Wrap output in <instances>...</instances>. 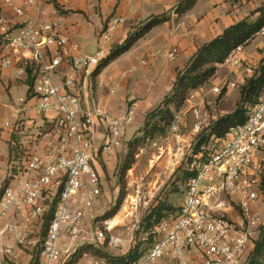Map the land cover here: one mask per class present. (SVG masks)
Returning a JSON list of instances; mask_svg holds the SVG:
<instances>
[{"label":"built area","instance_id":"1","mask_svg":"<svg viewBox=\"0 0 264 264\" xmlns=\"http://www.w3.org/2000/svg\"><path fill=\"white\" fill-rule=\"evenodd\" d=\"M0 1L15 17H24V10L14 0ZM20 2L34 6L48 0ZM123 22L118 18L109 21L97 36L93 56L67 60L69 70L58 86L55 79L64 62L60 50L69 40L55 33L52 24L17 27L13 19L0 15V49L7 55L3 65L11 67L13 58H19L27 68L36 67L30 96L38 101L40 114L55 116L52 124L56 129L55 135L40 134L50 139L43 154L12 144L9 185L0 199V264L19 259L17 246L37 247L40 241L29 242L28 238L38 233L53 210V220L40 243L39 264H71L82 247L98 248L105 243L107 231L97 227L93 217L102 183L94 165L103 154L122 147L136 110L131 103L123 116L116 117L103 105L85 109L78 79H93L96 69L111 54L114 34ZM257 39L264 41V29L256 34ZM245 48L234 50L224 66L239 70ZM27 51L32 53L33 63L24 61ZM177 57L175 48L168 53L171 62ZM141 65L148 62L144 60ZM246 72L248 78L254 70L248 67ZM239 85L237 80H224L213 91L222 94L223 89L233 91ZM95 121L106 139L102 149L94 142ZM7 126L15 132L20 130L19 124ZM210 151L207 162L192 165L190 171L195 177L176 216L159 224L143 256L128 264H247L253 241L264 227L260 208L264 207V92L246 123L232 128L225 140L212 144ZM228 205L238 210L236 219L227 217ZM84 257L86 264H111L106 259Z\"/></svg>","mask_w":264,"mask_h":264},{"label":"crops","instance_id":"2","mask_svg":"<svg viewBox=\"0 0 264 264\" xmlns=\"http://www.w3.org/2000/svg\"><path fill=\"white\" fill-rule=\"evenodd\" d=\"M14 1L24 10V17H15L1 1L0 15L6 19H13L18 24L17 27L25 24L43 28L52 24L56 28L55 33L69 40V43L60 50L64 62L59 69V76L55 79L58 86L62 85V75L69 70L67 60L93 56L96 53L97 36L111 19L118 18L124 21L114 34L111 44L113 50L122 46L138 25L152 16L169 14L179 2V0H56L59 6L57 9L53 3L25 6L20 0ZM199 3L185 17L172 18L170 22L155 28L140 40L131 52L113 62L97 77L93 76L91 81L84 76L78 79L80 80L78 93L83 99V107L87 110L99 104L106 106L114 116L121 117L131 103L135 105V119L125 131L122 147L113 153L103 154L100 162L94 165L101 179L105 175L102 164L112 166L117 162L118 155L126 151L124 148L126 142L131 140L130 134L139 131L147 114L157 109L170 94L178 73L185 69L197 50L234 25L230 24L223 28L220 22L215 23V19L190 24L189 16ZM217 31V34H213ZM75 46L78 48L75 49ZM174 48L178 50V57L176 61L171 62L168 53ZM6 56L0 49V188L9 179L13 143L27 152L43 154L50 139L47 140L40 134H56L52 124L55 116L40 114L37 109L38 101L30 96L27 67L19 62V58H13L12 66L5 67L3 61ZM23 56L26 63H33L31 52H24ZM244 58L245 55L243 60ZM144 60L148 62L147 66L141 65ZM21 99H25L26 102L21 104ZM5 120L7 122L3 124ZM7 123L19 124L20 130L15 132ZM95 123L94 142L97 148L102 149L106 139L101 126L97 121ZM18 256L21 261L19 254Z\"/></svg>","mask_w":264,"mask_h":264},{"label":"rangeland","instance_id":"3","mask_svg":"<svg viewBox=\"0 0 264 264\" xmlns=\"http://www.w3.org/2000/svg\"><path fill=\"white\" fill-rule=\"evenodd\" d=\"M50 3L51 0H48L46 5ZM261 7H264V0H201L196 10L190 14L189 21L190 24H194L215 19V23L220 22L224 28V26L236 24L245 18L255 19L254 13ZM170 13L172 18L177 19L172 12ZM217 33L218 31L213 34ZM244 55L243 65L239 70H232L226 66L219 68L216 76L206 86L191 94L181 111L176 112V121L166 136H157L153 140H148L139 149L136 163L127 173L125 179L126 197L117 215L112 219L105 217L118 206L121 185L117 168L128 154L129 142H126V148H124L126 151L118 155L114 165L105 166L102 162L105 175L101 179V193L94 205L93 217L96 226L107 231V238L103 245L96 247L97 249L113 259L125 257L140 243H142L140 250L144 251L147 244H143V229L148 225V223L144 224L145 219L160 204H166L175 210L182 207L187 191V170L192 167L190 160L195 151L197 138L201 133L208 131L209 127L221 117L236 110L241 90L250 79V77L247 78L246 70L248 67L252 68L253 76L255 73H260L264 67V41L262 39L253 40L245 48ZM232 79L239 82L240 85L237 89L233 91L223 89L222 94L214 93V88L219 87L222 81ZM6 122L5 120L3 124ZM139 131L130 134V141L143 136L139 134ZM2 189L3 186L0 191ZM260 208L264 213V207ZM227 209V217L236 219L239 215L238 210L230 205L227 206ZM117 217L122 218V221L119 226L111 229L110 222ZM44 231V226H39L38 233L28 238L29 242L40 241L36 248L30 245L26 248L17 246V253L20 255L21 261L18 259L11 264H31L33 256L41 247ZM258 237L259 235L256 236L253 244ZM85 255L89 259L99 258L90 254ZM85 255L78 258L75 264H86Z\"/></svg>","mask_w":264,"mask_h":264},{"label":"trees","instance_id":"4","mask_svg":"<svg viewBox=\"0 0 264 264\" xmlns=\"http://www.w3.org/2000/svg\"><path fill=\"white\" fill-rule=\"evenodd\" d=\"M199 1L200 0H179L177 7L174 8L172 13L177 19L185 17L197 6ZM51 3H53L57 9L59 8L56 0H51ZM254 15L256 17L255 19L245 18L239 21L228 27L214 40L200 47L192 56L185 69L178 73L170 94L157 109L147 114L144 125L139 131V134L143 136L129 142L128 154L117 168L121 185L120 197L118 206L107 214L105 217L106 219L114 218L123 204L127 192L125 179L127 173L136 163V155L139 149L144 146L148 140H153L157 136H166L176 121V112L178 113L181 111L191 94L206 86L216 76L219 68L225 65L234 50L240 46L247 47L254 40L256 34L264 29V7L259 8ZM171 19V13L161 16H152L147 21L138 25L122 46L112 50L109 57L96 69L94 77L100 75L103 70L109 67L113 62L131 51L140 40L144 39L155 28L170 22ZM34 68H27L30 94L35 82V76L33 75ZM263 92L264 67L260 73H255V75L251 76L243 86L236 110L213 123L208 131H206L208 133L203 132L198 136L190 164L193 165L195 162L199 161L207 162L211 155L210 147L212 144L225 140L232 128L246 123L253 110L258 106ZM187 177L188 186L190 180L195 177V172L187 170ZM8 185L9 181H5L3 189L0 191V199L4 189ZM53 207H55V205ZM178 211L179 210H175L166 204H160V206L145 219L144 224L148 223V225L144 226L143 232L144 237L148 236V239L144 241L143 244H147V246L152 244L154 239L152 232L154 229L162 222L176 216ZM53 217L54 210L46 218L44 225L45 231L43 234L44 238L46 237V230L53 220ZM154 219L155 222H153ZM141 244L142 243L134 247L125 257L119 259L109 257L106 253L94 246L82 247L71 264H75L76 260L82 258L85 254L106 259L111 264L132 263L138 261L145 253L146 249L144 251L140 250ZM39 255L40 250L33 256L31 264H39ZM247 264H264V227L261 229L258 239L253 244L247 259Z\"/></svg>","mask_w":264,"mask_h":264},{"label":"bare ground","instance_id":"5","mask_svg":"<svg viewBox=\"0 0 264 264\" xmlns=\"http://www.w3.org/2000/svg\"><path fill=\"white\" fill-rule=\"evenodd\" d=\"M121 221H122V218H116V219H114V220H112L111 222H110V224H111V229H113V228H115V227H117V226H119L120 225V223H121Z\"/></svg>","mask_w":264,"mask_h":264}]
</instances>
